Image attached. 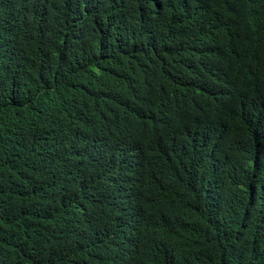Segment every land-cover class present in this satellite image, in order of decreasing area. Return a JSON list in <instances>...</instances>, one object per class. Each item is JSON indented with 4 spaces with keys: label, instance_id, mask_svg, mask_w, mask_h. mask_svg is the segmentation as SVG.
I'll return each instance as SVG.
<instances>
[{
    "label": "trees",
    "instance_id": "1",
    "mask_svg": "<svg viewBox=\"0 0 264 264\" xmlns=\"http://www.w3.org/2000/svg\"><path fill=\"white\" fill-rule=\"evenodd\" d=\"M0 264H264V0H0Z\"/></svg>",
    "mask_w": 264,
    "mask_h": 264
},
{
    "label": "clouds",
    "instance_id": "2",
    "mask_svg": "<svg viewBox=\"0 0 264 264\" xmlns=\"http://www.w3.org/2000/svg\"><path fill=\"white\" fill-rule=\"evenodd\" d=\"M138 218H139L138 215H136L135 217H127V222H133V223H135V222H137Z\"/></svg>",
    "mask_w": 264,
    "mask_h": 264
}]
</instances>
